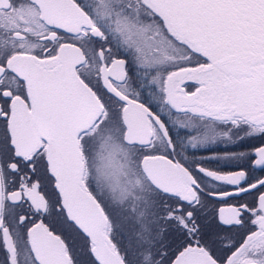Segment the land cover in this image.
<instances>
[{
	"label": "snow or ice",
	"instance_id": "obj_1",
	"mask_svg": "<svg viewBox=\"0 0 264 264\" xmlns=\"http://www.w3.org/2000/svg\"><path fill=\"white\" fill-rule=\"evenodd\" d=\"M0 101V264H264V146L185 155L264 136V0H0Z\"/></svg>",
	"mask_w": 264,
	"mask_h": 264
},
{
	"label": "flooded vegetation",
	"instance_id": "obj_2",
	"mask_svg": "<svg viewBox=\"0 0 264 264\" xmlns=\"http://www.w3.org/2000/svg\"><path fill=\"white\" fill-rule=\"evenodd\" d=\"M126 58V57H124ZM135 72L136 69L133 67L128 68L129 76L135 80ZM195 82H187L185 87L187 90L192 91L195 88ZM139 90V89H137ZM2 103V101H0ZM153 110L156 111V108L153 107ZM219 131H227V128L221 127L218 129ZM183 134V133H182ZM232 139L229 141L227 138H219L214 143H209L207 145L198 147L196 149L189 148L185 151V155L189 157V159H201L207 157H224L227 154L231 153H252L254 149L264 146V136L254 135L251 137H247L244 140H237L235 134H231ZM242 135V133H241ZM256 157L255 155H249L244 157L241 160H225V159H212L206 160L204 163V167H207L214 171L221 172H230V171H238L241 168L244 170H249V167L254 163ZM255 175L261 178H264V170L255 169ZM215 205V202L209 205V209H211ZM220 205H215V207H219ZM210 219V217H209Z\"/></svg>",
	"mask_w": 264,
	"mask_h": 264
}]
</instances>
